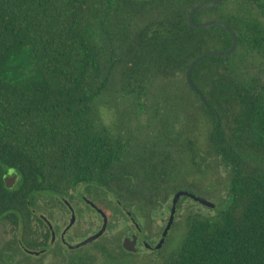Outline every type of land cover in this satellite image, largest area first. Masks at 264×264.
Returning <instances> with one entry per match:
<instances>
[{
	"label": "trees",
	"instance_id": "1",
	"mask_svg": "<svg viewBox=\"0 0 264 264\" xmlns=\"http://www.w3.org/2000/svg\"><path fill=\"white\" fill-rule=\"evenodd\" d=\"M204 1L0 0V225L17 231L1 242L0 264H36L46 253L62 264H264V0H221L194 14L237 39L230 54L207 55L191 71L208 107L185 72L203 52L228 49L231 35L188 24ZM214 168L226 173L217 178L226 205L184 212L169 229L182 224L175 245L163 252L167 233L153 258L122 247L130 227L75 249L50 246L38 215L57 232L39 196L62 204L81 186L107 227L130 217L142 230L177 191L212 198L189 176ZM40 249L33 260L25 251Z\"/></svg>",
	"mask_w": 264,
	"mask_h": 264
},
{
	"label": "rangeland",
	"instance_id": "2",
	"mask_svg": "<svg viewBox=\"0 0 264 264\" xmlns=\"http://www.w3.org/2000/svg\"><path fill=\"white\" fill-rule=\"evenodd\" d=\"M208 51H214V50H208ZM216 51H222V50H216ZM205 52H207V51H205ZM102 113H103V118L106 121V123L111 124L113 122V119H114L113 113L111 111L109 112L107 110H103ZM195 133H196L197 142H198V145L200 146V149L204 150L205 149V133H204L203 129H197ZM214 171H215V175H211L210 172L208 174H201V173H198V172L193 170V171H191L192 174L189 176L192 179L193 178L194 179H201L202 184H204L208 188H213L215 190V193L212 196L213 199L210 196H208L207 194H205L204 192H199V191L194 190L193 194H195V195L198 194V196H201V197H203V198H205V199H207L213 203H214V200L216 202L217 199L220 198L221 201L217 202V203L218 204L220 203V207L223 208L226 205V192L224 190V184L218 183L217 178L219 177L222 180L224 178V176L226 175V173L222 170V168H214ZM82 190H83V187L80 186L74 191L76 194L80 195L82 193ZM74 196L76 197L77 195H74ZM207 197H209V198H207ZM170 200L168 201V203L163 205V212H162L161 216L152 215L151 219L148 222L147 221L145 223L142 222V225H141L142 230H143L142 234L148 235L149 239L152 240L153 242L158 241L160 234H161V231L166 224V221H167V218L169 215ZM46 203L48 205H45ZM76 203H77L76 206H77L79 216H78V218L76 217V221L74 220L75 224L74 223H73L74 225L72 224L73 227H72L71 232H70V237H72V235H74L73 233H76L78 237H75L73 239V241L74 240L79 241L81 238L82 239L85 238V237H82L83 232H85L87 236L94 233L95 231H97L100 228V226L102 224V219L98 213L93 211L91 208L85 206L79 200H77ZM38 204L45 207L47 210L52 212V217H53L52 222L54 225L57 226V229H58L57 233H59L61 231V229L67 224V222L69 220V217H70L69 212L66 210L65 207H62L59 203H57L56 197L51 196V195L39 196ZM190 209L195 210V211H199V212L204 213V214L214 212L213 208L201 205L200 203H198V202H196L190 198L189 199L182 198L180 206L178 208L176 207L174 220H178L179 218H181L182 214L184 212H186L187 210H190ZM177 213H179L178 216H177ZM39 214H42V213L40 212ZM107 218H108V216H107ZM108 220H109V218H108ZM125 227H130L129 232H136L138 229L130 220H127V219H124L123 217H120L119 220L113 222L112 227H106V230L104 231L103 234L106 237L112 238L118 234H122V231L125 230L124 229ZM182 232H183V230H182V224L181 223L177 224V226L173 227L171 229V231L168 232L169 233V236H168L169 242L165 245L163 252H167L173 245H175V243L177 242V239L180 237ZM15 233H17V231L14 230L12 227H9L8 225H0V248L2 246L1 242L4 239L7 240V239L11 238L12 235ZM123 235L121 237V241H122ZM90 249H91V245H88L81 250H76L75 252L81 253V252H85V251L90 250ZM95 254L98 255L97 252H95ZM143 255H149L151 258H153L155 256L150 251L143 249V248H140L138 257L142 258ZM28 257L31 260L36 259L35 258L36 256H33L31 254L28 255ZM18 258L19 257L16 255L15 260ZM40 261L41 262H36L33 260L32 262L36 263V264L37 263H40V264H62L61 259L59 257L51 254V253L44 254ZM135 262H136V264H140L139 260H135Z\"/></svg>",
	"mask_w": 264,
	"mask_h": 264
},
{
	"label": "water",
	"instance_id": "3",
	"mask_svg": "<svg viewBox=\"0 0 264 264\" xmlns=\"http://www.w3.org/2000/svg\"><path fill=\"white\" fill-rule=\"evenodd\" d=\"M221 0H208V1H205V2H201L197 5H195L193 8L190 9V11L188 12V15H187V21H188V24L193 27V28H196V29H203V28H207V27H210V26H219V27H223L227 30V32L231 35V45L228 49L226 50H222V51H207V52H204L202 54H200L199 56H197L194 60H192L187 69H186V72H185V78L187 80V83L189 84V86L199 95L201 101L203 102V104L208 107V104L204 98V96L202 95V93L199 91V89L196 87V85L193 83V81L191 80V77H190V74H191V71L194 67V65L199 62L200 60H202L204 57H206L207 55H211V56H225V55H228L230 54L235 46H236V43H237V39H236V35L234 34V32L224 23L222 22H219V21H209V22H203V23H196L193 19V16L194 14L199 11L200 9H204V8H208L210 6H214V5H217ZM17 179V174L11 176V177H6L4 178V181L6 183V185L8 187H11L14 182L16 181ZM187 196L189 197L190 199L200 203L201 205H204L206 207H213L214 206V203L201 197V196H198V195H195L191 192H188V191H183V190H180V191H177L171 198V202H170V208H169V215H168V218H167V221H166V224L165 226L163 227L162 231H161V234H160V237L158 239V241L155 243V245L153 246L154 249H158L160 248L163 243H164V240L167 236V233L173 223V220H174V216H175V212H176V205H177V201L178 199L181 197V196ZM90 205L98 212V214H100V216L102 217V224L100 226V228L95 231L94 233L86 236L85 238H83L82 240H80L79 242L75 243V244H71L69 245L70 248L72 249H75L77 247H80V246H83L95 239H97L98 237H100L104 231L106 230V227H107V222H108V218H107V215L106 213L99 207H97L93 202H89ZM128 216L130 215L129 212H127ZM42 218H44L43 216H41ZM74 220H75V215L73 213V211L71 212V216H70V219H69V222L66 226L65 229L69 228L73 223H74ZM47 221V225L49 227V229L51 230V243L54 239V231L52 229V225L51 223ZM136 228L139 229V226L137 223H134ZM136 238L137 236L134 234L132 236H125L123 239H122V242H121V245L122 247L126 250V251H131V252H135L137 251V247L135 246L136 244ZM145 246H149L148 243H144ZM29 252V250H27ZM39 251H34V254H38Z\"/></svg>",
	"mask_w": 264,
	"mask_h": 264
},
{
	"label": "flooded vegetation",
	"instance_id": "4",
	"mask_svg": "<svg viewBox=\"0 0 264 264\" xmlns=\"http://www.w3.org/2000/svg\"><path fill=\"white\" fill-rule=\"evenodd\" d=\"M13 175H15V173H11V174H7L6 176H5V178L6 177H11V176H13ZM18 178V177H17ZM17 180V179H16ZM62 200V204H60L62 207H65L66 208V210L69 212V214H70V216H71V212L73 211V213H74V215H75V221H76V217L78 218V216H79V213H78V210H77V206H76V202H77V200H79L81 203H83L85 206H87V207H89V208H91L93 211H95L96 213H98L91 205H90V201L91 202H93L91 199H89L88 197H86V196H84V195H77L76 197L74 196V197H72L71 198V201L69 202L68 200H66V199H64V198H62L61 199ZM94 203V202H93ZM95 204V203H94ZM40 217L41 216H43L44 218H42L44 221H45V223L47 224V218L44 216V215H42V214H38ZM179 215V213H177V216ZM99 216H100V214H99ZM130 216V215H129ZM101 217V216H100ZM69 219H70V217H69ZM101 219H102V217H101ZM129 219H130V221L134 224L135 222H134V220L132 219V218H130L129 217ZM75 221H74V224H75ZM68 222H69V220H68ZM68 222H67V224H68ZM67 224L61 229V231L59 232V233H57L56 231H55V229H54V227H53V225H52V229H53V231H54V239H53V241H52V243L50 242V246H52L53 245V243L55 242V241H59V243H60V245H61V247H66V248H68V249H72V248H70L69 247V245H71V244H75V243H77V242H79V241H73V239L75 238V237H78L77 236V234L76 233H73L74 235H72V237H70V232H71V229H72V227H73V225H71L69 228H67V229H65L66 228V226H67ZM135 225V224H134ZM48 226V225H47ZM50 232H51V230H50ZM143 233V230H141L140 228L139 229H137V231L136 232H128V233H126V234H124L123 235V238L125 237V236H132V235H136L137 236V238H136V244H135V246L138 248L137 249V251H135L134 253H138L139 252V250H140V248H143V249H146V250H148V251H150L151 253H153L154 255H156V254H158V250L162 247H160V248H158V249H154L153 248V246L155 245V243L157 242V241H155V242H153V243H150V242H148L145 238H144V234H142ZM122 238V239H123ZM122 242V241H121ZM148 243L149 244V246H145L144 245V243ZM78 248V247H77ZM26 252H28L27 250H25ZM34 251H39V253L38 254H34ZM46 252V250L45 249H40V250H29V254H31V255H33V256H39L40 254H42V253H45ZM129 252H131V251H129Z\"/></svg>",
	"mask_w": 264,
	"mask_h": 264
}]
</instances>
